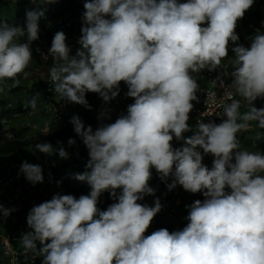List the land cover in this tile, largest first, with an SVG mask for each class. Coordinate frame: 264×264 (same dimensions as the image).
Instances as JSON below:
<instances>
[{
  "label": "clouds",
  "instance_id": "9594fccd",
  "mask_svg": "<svg viewBox=\"0 0 264 264\" xmlns=\"http://www.w3.org/2000/svg\"><path fill=\"white\" fill-rule=\"evenodd\" d=\"M253 3L86 0L75 55H70L65 33H55L49 82L56 96L90 108L87 93H98L107 102L118 96L124 82L134 103L127 115L95 131L79 116L71 118L90 157V171L75 179L91 191L79 199L57 194L29 211L32 231L21 237L26 257L41 255L43 264H264V154L243 149L238 139L252 122L264 129V107L254 104L264 99V33L257 31L250 47L236 43L237 22ZM44 14L28 11L24 27L0 21V83L11 80L9 87L15 88L21 74L27 77L31 44L39 38ZM25 36L26 42H20ZM229 42L235 55L229 61L231 72H225L233 89L226 93L231 102L222 105L226 119L219 124L198 121L193 135L185 138V132L193 131L187 123L192 102L198 101L199 84L192 73L220 68ZM207 99L215 103L216 93L208 92ZM25 107L36 109L37 97ZM174 138L183 145L174 148ZM254 139L260 141L262 134L256 132ZM35 148L46 155L58 152L61 159L69 156L64 147L48 142ZM207 154L214 157L211 169L202 162ZM152 168L162 181L172 178L169 191L180 185L205 197L188 206L182 230L161 228L145 235L162 208L158 198L154 206L138 203L155 194L149 186ZM20 172L33 185L43 183L39 164L25 161ZM105 191L117 202L101 211L97 203ZM11 211L0 204L4 218Z\"/></svg>",
  "mask_w": 264,
  "mask_h": 264
},
{
  "label": "built area",
  "instance_id": "2783aa9c",
  "mask_svg": "<svg viewBox=\"0 0 264 264\" xmlns=\"http://www.w3.org/2000/svg\"><path fill=\"white\" fill-rule=\"evenodd\" d=\"M59 1L61 0H56L55 3L48 5L54 6V9H56L55 6ZM78 1L86 2V0ZM180 2H186V0H180ZM32 4L42 3L40 0H0V19L14 17L24 7ZM259 6L261 7L263 15L260 21L256 19ZM84 12V7H80L54 17L48 16L45 25L39 28V38L31 44L32 60L25 71H29L36 76L37 80L34 83L42 82L36 109L27 111V107H25L27 104L25 89L13 93L17 88L25 86V82L20 81V85L15 88L9 87L12 84L11 80L0 83V87L4 88V91L0 92V108L5 110L18 108L21 110L20 113L13 114L12 117L18 120V118L24 115L28 119L27 122H21L22 124L26 123L30 126V130L26 136L37 138L41 135L48 134L53 129L65 125L71 126L74 130L73 125L70 123L74 115L79 116L85 124V127H88V123L81 118V114L84 111H88L90 115L96 116L95 125L92 127L93 131H95L99 127L114 123L127 110L128 106L134 103V99L127 96L128 87L124 82H121L119 85L118 96L107 102L98 93H87V95L89 94L91 96L90 108L81 105L80 110L77 112L73 110L74 103L61 100L52 90V85L49 82V68L53 66V58L49 55V49L54 35L58 31H63L66 35V44L71 49L70 55H75L77 49L81 47L78 41L82 35L81 28L84 26ZM263 24L264 0H254L251 8L237 22L235 31L239 37L238 41H243L247 47H250L252 42L251 38L257 34V31L264 33ZM20 42H26V36L22 37ZM233 47L234 44L229 42L228 49L232 50ZM44 56L48 57L47 60L43 59ZM231 70V66L224 60L222 61V66L214 71L207 69L200 71L206 81V86L201 88L197 95L198 101L193 103L194 107L189 114L190 118L187 122L193 131L185 132L184 134L187 137L193 135L198 121L202 120L205 123L212 121L217 123L218 120L225 118L223 117L222 105L231 102L226 93L233 91L230 85L232 77L226 75L225 72L230 73ZM221 80L223 81V86L220 84ZM212 91L216 93L215 103L207 99V93ZM235 98L241 99L239 96ZM241 103V108H243L245 102L241 100ZM38 116H42L43 119L38 121ZM45 132L48 133L45 134ZM4 136L8 139L14 138V135L10 132ZM171 143L174 148H179L183 145L182 140H176L175 138ZM61 146L69 153L67 159H61L58 152L53 155H46L44 153L37 155L32 151H29V157H25L26 153L0 157V204L5 209H14L6 218L0 214V255L5 264H43V256L36 253H29L26 257L23 254L22 248L14 247L16 243L21 244L23 234L32 231L27 225V219L25 217L27 211H30L34 206L42 202L51 200L57 194L72 195L76 199H79L78 195L73 192L74 180L72 174L79 170L80 164L83 162L80 156V149L75 148L72 151L68 140H63L53 147L59 148ZM207 156L211 158V166L209 168L211 169L214 157L211 154H207ZM71 157L72 159H70ZM25 161L31 164H39L42 167L43 183L33 185L26 180L20 172V167ZM151 172L152 178L149 181V186L155 190V194L145 195L138 203L154 206V202L158 198L162 208L166 211L168 225L161 227L154 217L145 235H150L152 232L161 228H167L170 232L182 230L188 223L186 219L189 213L188 206L195 200L199 199L203 201L205 197L202 193L193 194L187 192L180 185H177L169 191L167 184L172 182V178L169 177L167 182H165L160 179L155 168H152ZM120 191L119 189L117 190V196L120 194ZM177 194L180 195L179 201L176 200ZM101 196L111 203L117 202L109 191L103 192ZM39 247V242H37V249Z\"/></svg>",
  "mask_w": 264,
  "mask_h": 264
},
{
  "label": "trees",
  "instance_id": "16d2710c",
  "mask_svg": "<svg viewBox=\"0 0 264 264\" xmlns=\"http://www.w3.org/2000/svg\"><path fill=\"white\" fill-rule=\"evenodd\" d=\"M55 7L56 9H54V6L52 7L48 4H32L30 6L24 7L22 11L16 16L14 17L12 16L11 18H6V19H0V21H6L10 25H14V26L24 27L26 25V13L28 11L43 10L45 14L39 20V28H42L47 22L48 16L54 17L56 15L74 10L76 8L84 7V3L78 0H61L58 2V4ZM262 17L263 15H262L261 7L259 6L256 14V19L260 21ZM18 79H20V81L22 82H25L26 84L25 86H21L16 90H14L13 93L25 89L27 95V103L33 97H37V105H38V95L40 92V87L42 86V82L32 83L29 85L27 84L28 82L27 78H25L23 74H21L18 77ZM86 100L88 102V105H90L91 96L89 94L88 95L86 94ZM30 110H32V108L27 107V111ZM20 112L21 110L18 108L10 109V110H5L0 108V157L11 154L26 153L29 151H32L34 154L39 155L42 153L36 150L35 145L37 143L48 142L51 143L53 146H55L58 143L62 142L63 140L73 139L75 140V144L71 145L72 151L75 148H79L80 156L83 159V162L80 164L79 170L74 174H72V178L74 180L73 192L76 193L79 198L82 195H89L91 188L87 185V183L75 179L76 174H82L85 171H90V169L86 167L90 159L89 150L83 143L82 138L78 136L75 133V131L72 129V127L69 125H65L60 128L53 129L48 134L41 135L37 138L26 136L30 130V126L26 123L24 124L19 123L17 119L12 117L13 114H18ZM121 115H127V110ZM81 118L84 121H86L88 125L91 127H94L95 121L97 119L96 116L90 115L88 111L82 112ZM221 122L222 120H218L217 123L219 124ZM8 132L14 135L13 139H8L7 137L4 136ZM261 132H264V129H261ZM239 134L240 133H238V137ZM70 159H72V157ZM110 205L111 203L100 195L98 199L97 207L101 211H104Z\"/></svg>",
  "mask_w": 264,
  "mask_h": 264
},
{
  "label": "crops",
  "instance_id": "0c3cea01",
  "mask_svg": "<svg viewBox=\"0 0 264 264\" xmlns=\"http://www.w3.org/2000/svg\"><path fill=\"white\" fill-rule=\"evenodd\" d=\"M236 43L247 47L246 44L243 41H237ZM234 55H235L234 52L232 50L228 49V57L225 59V61L227 62L228 65H229V61L232 58H234ZM192 75L197 80V83L199 84V90L197 92V95H198V93L201 90V88L206 86V81H205L204 77L202 76L201 72L192 73ZM195 102L196 101H193L192 103H195ZM254 104H255V106L257 108L264 107V99H257L254 102ZM80 106L81 105L74 103L73 110L75 112H77L78 110H80ZM246 110H247V107H246V104H245V106L243 108H241V112H244ZM37 119L39 121V120H42L43 118H42V116H38ZM224 119H226V117ZM256 132H260L262 134V139L260 141H255V139H254ZM184 137L187 138V135L184 134ZM238 139L240 140L241 147L243 149H246L248 151H256V152L264 153V132H261V129H259V128H257L255 126V122H252V127H251V129L249 131L240 133ZM29 153L30 152H26L25 157H27V156L29 157ZM202 162L208 168H210V166H211V158H209L207 155H204V158H203ZM176 198H177L176 200L179 201L180 200V195L177 194ZM111 204H113V203H111ZM28 213H29V211L26 212V215H25L26 219H27ZM155 218L157 219V221L161 225V227H166L168 225V221L166 220V211H165L164 208H161V211L156 214ZM0 264H5V262L3 261L1 255H0Z\"/></svg>",
  "mask_w": 264,
  "mask_h": 264
},
{
  "label": "rangeland",
  "instance_id": "374dc122",
  "mask_svg": "<svg viewBox=\"0 0 264 264\" xmlns=\"http://www.w3.org/2000/svg\"><path fill=\"white\" fill-rule=\"evenodd\" d=\"M27 73H28V75H27V80H28V82H27V84H32V83H34L36 80H37V78H36V76L34 75V74H32L31 72H29V71H26ZM0 100H1V98H0ZM18 121H19V123H21L22 121H28V119L24 116V115H22V117L21 118H18ZM98 218V217H97ZM14 247H18V248H22L21 247V244H14Z\"/></svg>",
  "mask_w": 264,
  "mask_h": 264
}]
</instances>
